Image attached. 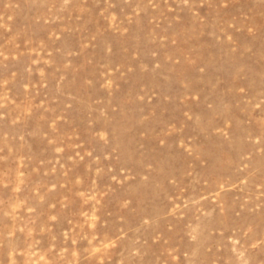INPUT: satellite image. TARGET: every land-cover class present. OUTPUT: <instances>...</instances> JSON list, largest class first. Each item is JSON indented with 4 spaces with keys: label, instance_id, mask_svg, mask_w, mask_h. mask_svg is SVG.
<instances>
[{
    "label": "rangeland",
    "instance_id": "1",
    "mask_svg": "<svg viewBox=\"0 0 264 264\" xmlns=\"http://www.w3.org/2000/svg\"><path fill=\"white\" fill-rule=\"evenodd\" d=\"M0 264H264V0H0Z\"/></svg>",
    "mask_w": 264,
    "mask_h": 264
}]
</instances>
